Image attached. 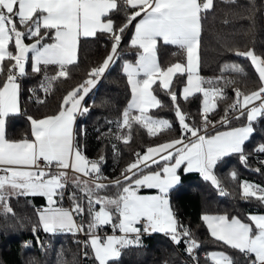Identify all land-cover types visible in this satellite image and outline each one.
<instances>
[{
    "label": "snow or ice",
    "instance_id": "6c2138e0",
    "mask_svg": "<svg viewBox=\"0 0 264 264\" xmlns=\"http://www.w3.org/2000/svg\"><path fill=\"white\" fill-rule=\"evenodd\" d=\"M227 2L235 3V0ZM213 7L214 0H0V77H3L0 79V213L15 214L10 204L14 196L44 197L46 204L36 210L33 233L41 229L45 233H84L86 239L77 243L85 249V258L90 250L96 264H115L125 249L141 247L142 236L154 233L165 234L177 245L183 242L185 251L195 260L200 242L191 227L178 219L169 200L170 190L180 183L177 170L185 165L184 172H198L220 190V195H227L214 169L224 157L233 154H238L241 163L247 164L245 144L255 132L253 122L264 118V55H257L251 48L228 50L250 60L258 74L259 86L249 92L233 88L235 98L225 107L220 120L213 122L208 118L217 108V101L227 99L225 89L236 83L223 75L204 78L199 74L203 14ZM121 9L125 19L116 25L110 14ZM137 20L130 41V46L137 50L136 59L125 60L122 65L131 99L120 117L107 121L116 125V132L109 129L108 134L127 144L134 123L145 128L150 136L172 127L170 121L149 114V109L163 107L153 89L159 82L161 91L172 101L181 135L148 146L143 153H134V159L122 169L121 178L103 183L107 179L101 171L105 157L90 159L84 154L76 143L74 124L77 115L90 111L82 101L120 58L123 34ZM51 32H54L50 37L53 42L42 43ZM98 32L109 34L112 41L103 61L63 96L56 114L39 119L27 117L31 138L25 135L20 140L8 139L6 120L21 111L17 81L27 74L26 63L31 62L33 73L43 72L44 79L38 87L49 92L55 81L69 77V66L77 63L80 38L95 37ZM28 37L34 42L25 43ZM161 41L176 46L179 51L174 55L183 53L185 62L162 67L157 57ZM10 45L15 51L10 50ZM49 66L56 67L55 74L49 75ZM221 71L244 73L243 67L234 63H225ZM177 76H186L181 91L184 100L194 94L203 96L200 126L186 122L187 114L181 110L177 91L173 90ZM30 91L35 93L36 89ZM134 110L137 115L133 114ZM230 113L236 120L245 117L246 122L214 135L201 134L206 133L209 125L230 124ZM112 147L118 155L116 146ZM255 150L264 153V143ZM69 170L73 173L71 177ZM230 177L237 179L238 173L233 170ZM69 183L75 191L69 195L71 207L65 208L61 202ZM112 186L118 189L114 195H101ZM240 187L243 199L255 198L264 203V187L249 181L241 182ZM142 188L156 192L141 195ZM77 218H81L80 222ZM247 219L245 222L227 214L201 216L214 240L237 250L247 264H264V214H249ZM105 226H111V235L100 234L99 230ZM30 246L31 242L24 245ZM206 259L211 264H237L224 251H210Z\"/></svg>",
    "mask_w": 264,
    "mask_h": 264
},
{
    "label": "trees",
    "instance_id": "16d2710c",
    "mask_svg": "<svg viewBox=\"0 0 264 264\" xmlns=\"http://www.w3.org/2000/svg\"><path fill=\"white\" fill-rule=\"evenodd\" d=\"M202 31L200 36V67L199 74L204 78H214L223 75L226 79L235 80L236 83L227 87V99L217 101V108L208 114L210 121L216 122L224 115V109L233 102V88L239 87L242 91L249 92L259 86L258 74L248 58L234 55L229 48L245 51L254 49L257 55H264V0H214V7L203 14ZM116 25L124 22V11L110 14ZM227 21V23L225 22ZM134 23V21H133ZM133 24L125 31L119 49H127V54L120 58L106 70L96 86L83 100V106L90 108L84 115H77L75 121L76 143L81 146L84 154L90 159H97L104 155L105 162L101 171L109 183L121 178V171L134 159V153L144 152L148 146L164 143L180 137L181 128L170 97L161 91L159 82L153 86L154 94L162 101L163 107L150 109L153 117L170 121L172 127L155 136H150L147 130L138 124H133L130 143H123L109 135L116 132V125L107 121H115L122 110L127 106L131 92L127 77L122 72L125 60L134 61L136 49L130 46ZM107 33L98 32L95 37H81L78 44L77 63L69 66V77L61 78L54 82L49 92H44L38 85L44 79L43 72L33 73L31 62L26 63V75L21 77L20 107L21 112L11 115L6 120V136L10 140H20L25 135L31 138V126L28 116L42 118L54 115L59 111L63 96L73 87L81 83L88 71L98 66L108 55L111 49V40H107ZM54 32L45 37L42 43H50ZM31 37L25 43H31ZM10 50L15 51L10 45ZM176 46L158 43L157 57L162 67H167L175 62H185V55L178 53ZM31 57V53H29ZM7 65V62H5ZM225 63L238 64L243 67L244 73L231 71L222 72ZM55 66H49V75L55 74ZM185 82V76L174 78L173 90L177 91L178 103L181 110L187 114L186 122L201 125L202 94H194L188 100L180 96V88ZM223 85V81L220 82ZM36 89L35 93L30 91ZM43 100V103H39ZM134 115L138 112L134 111ZM230 119V124L216 123L203 134H213L217 131L229 130L230 127H239L246 122L245 117L239 120ZM208 127V128H209ZM254 134L245 144L248 154L247 164H242L238 154L224 157L217 163L214 172L220 179L227 195H220V190L205 181L198 172L179 171L180 183L169 193L170 204L178 219L190 226L193 235L200 242V251H224L235 258L237 264H247L246 258L237 250H233L221 242L214 240L201 220L205 213L227 214L229 217L238 216L248 222V215L263 213L264 203L255 198L245 200L242 198L241 182L249 181L264 187V153L255 149L264 143V118L253 122ZM113 145L116 146L115 154ZM257 169L259 171H257ZM155 170V166H153ZM235 170L237 179H232L230 173ZM71 174L69 177H71ZM75 191L69 183L65 189L62 203L63 207H71L69 195ZM118 189L115 186L105 189L101 195H114ZM156 190L142 188L140 193H151ZM12 214L0 213V264H95L89 251V260L83 256L85 249L77 241L86 239L84 233L73 234L70 232L45 233L39 230L36 235L32 233L33 226L37 223L36 207L44 206L46 199L41 196L12 197ZM99 207V206H97ZM80 222L81 218H77ZM84 222L87 217L83 218ZM111 226H105L99 232H110ZM39 238V242L37 241ZM31 242L30 247H24ZM185 244H174L165 234L154 233L142 236L141 247L125 249L122 256L115 264H194L186 260ZM196 264H211L205 258L199 257Z\"/></svg>",
    "mask_w": 264,
    "mask_h": 264
},
{
    "label": "built area",
    "instance_id": "2783aa9c",
    "mask_svg": "<svg viewBox=\"0 0 264 264\" xmlns=\"http://www.w3.org/2000/svg\"><path fill=\"white\" fill-rule=\"evenodd\" d=\"M106 38H107V40H111L110 39V36L108 35V36H106ZM119 51H120V54H127L128 53V50L127 49H119ZM20 79H21V77L18 79V81H20ZM231 117H233V114L232 113H230L229 114V118H231ZM202 123V122H201ZM211 127H209L207 130H209ZM204 132H201V134H203ZM69 176L71 175V174H73L72 173V171L71 170H69ZM40 208V206H37L36 207V210L37 209H39ZM79 222V221H78ZM44 232V231H43ZM32 233H33V231H32ZM38 232H36V233H33L34 235H36ZM100 234L101 235H104L105 233L104 232H100ZM206 254H207V252H205V251H200V249L198 248L197 250H196V252H195V257H196V259L194 260L193 259V257L191 256V255H189L186 251H185V255H184V258H183V261H186V260H189V261H191V262H193L194 264H196L197 263V260H198V258L199 257H202V258H205L206 259ZM89 258H90V256H88V258H85V260L86 261H88L89 260ZM208 262H211L210 260H208V259H206Z\"/></svg>",
    "mask_w": 264,
    "mask_h": 264
},
{
    "label": "crops",
    "instance_id": "0c3cea01",
    "mask_svg": "<svg viewBox=\"0 0 264 264\" xmlns=\"http://www.w3.org/2000/svg\"><path fill=\"white\" fill-rule=\"evenodd\" d=\"M136 22H138V20L137 21H134V23H133V28H132V34H131V38H132V35H133V33H134V25H135V23ZM131 38H130V41H131ZM130 41H129V43H130ZM34 42V41H33ZM33 42H31V43H33ZM53 42V41H52ZM52 42H50V43H52ZM28 44H30V43H28ZM137 51V50H136ZM135 59H136V57H135ZM135 61V60H134ZM133 61V62H134ZM0 79H3V77H0ZM18 83H19V81H17ZM185 82H186V76H185ZM185 82H184V84H185ZM184 84L181 86V88H180V96L182 97V95H181V91H182V87L184 86ZM20 85V84H19ZM96 86V85H95ZM94 86V87H95ZM93 87V88H94ZM92 88V89H93ZM129 89H130V86H129ZM92 91V90H91ZM90 91V92H91ZM89 92V93H90ZM131 92V91H130ZM130 99H131V95H130V98H129V100H128V102L130 101ZM19 100H20V94H19ZM128 104V103H127ZM82 105H83V101H82ZM21 108V107H20ZM150 110V109H149ZM135 111V110H134ZM21 112V111H20ZM74 128H75V124H74ZM223 131H227V130H223ZM216 133V132H215ZM215 133H213V134H209V135H214ZM161 144V143H160ZM156 145H158V144H156ZM152 146H155V145H152ZM146 150V149H145ZM143 153V152H142ZM184 167H185V165H182L181 166V168L180 169H178L177 170V173H178V175H179V171L180 170H182L183 172H184ZM153 190H155V189H153ZM155 192L156 191H154V192H151V193H140L141 195H149V194H155ZM65 208H70V207H65ZM207 214H210V215H223V214H211V213H207ZM253 214H264V212L263 213H253ZM205 223V222H204ZM205 225H206V223H205ZM206 227H207V225H206ZM208 229V228H207ZM209 231V230H208ZM66 232V231H65ZM79 234V233H78ZM112 234V231H110V232H106L104 235H111ZM117 234H119V233H117ZM95 264H96V262H95Z\"/></svg>",
    "mask_w": 264,
    "mask_h": 264
}]
</instances>
